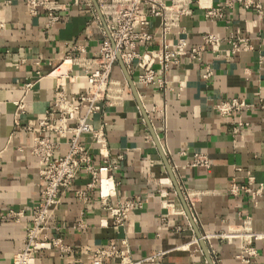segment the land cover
<instances>
[{"label": "crops", "instance_id": "1", "mask_svg": "<svg viewBox=\"0 0 264 264\" xmlns=\"http://www.w3.org/2000/svg\"><path fill=\"white\" fill-rule=\"evenodd\" d=\"M51 1L61 9L0 0V264H13L25 248L42 198V167L32 147L39 120L55 101L54 70L68 55L97 56L103 38L89 0ZM252 1L260 10L235 0H194L192 15L168 35L171 46L188 43V53L167 72L168 87L142 84L136 71L135 89L126 90L121 105L89 116L93 131L81 143L95 167L116 166V195L106 205L81 170L70 188L61 189L49 221V236L61 238L63 248L41 251L34 264L87 262L98 249L113 248L122 256L104 257V264H214V258L217 264H264V0ZM207 7L221 8L222 16L209 17ZM158 27L153 19L152 50L161 48ZM207 35L220 44L207 43ZM193 48L200 51L196 57ZM61 69L72 77L66 80L69 95L89 88L84 67L67 63ZM114 76L123 77L119 68ZM232 101L246 106L229 114L217 109ZM52 139L60 143L54 156L67 155L69 137ZM200 156L208 163L196 164ZM234 185L263 192L233 193ZM82 191L88 200L80 198ZM126 200L137 205L119 224L109 207ZM18 212L23 216L14 217ZM250 234L258 237L248 244ZM249 245L254 255L245 253Z\"/></svg>", "mask_w": 264, "mask_h": 264}, {"label": "built area", "instance_id": "2", "mask_svg": "<svg viewBox=\"0 0 264 264\" xmlns=\"http://www.w3.org/2000/svg\"><path fill=\"white\" fill-rule=\"evenodd\" d=\"M234 0H227L231 4ZM247 8L254 7L260 10L252 0H235ZM90 5L99 14L102 29V43L97 56L83 57L68 55L54 72H58V84L56 86L55 101L45 116L39 120L38 135L32 152L41 164V179L44 183L42 198L34 209L31 218L33 226L28 230V243L25 248L14 257L13 264H34L37 255L44 250L63 248V241L59 237H50L47 232L53 210L61 203V189L70 188L78 173L85 170L91 175L90 187L97 188L99 198L107 205L116 195L117 185L113 176L116 166L113 163L95 167L86 148L81 143L84 133L93 131L89 122V116L100 111L104 106L114 107L124 102V94L127 89L136 85L135 73L138 82L147 86L156 85L166 89L168 80L167 72L171 64L176 63L177 56L185 55L188 48L186 39L171 46L167 43L168 35L175 28L181 26V20L185 16L192 15L194 0H89ZM33 9L44 7L49 11L61 9V6L51 0H31ZM95 6V7H94ZM209 17H221L222 9L207 7ZM159 22L160 38L162 40L159 50H152L149 45L154 42L155 35L151 31L152 20ZM207 43L217 47L220 39L213 35L205 36ZM243 40V39H241ZM238 42H234V50L240 48ZM80 53H85V48L78 47ZM193 57L199 55L196 48L191 49ZM76 63L84 67L89 82V88L78 95H69L66 80L71 77L68 71H63V64ZM156 65L161 68L156 69ZM119 68L122 78L114 76V70ZM72 78V77H71ZM132 80V84L130 79ZM22 110L23 105L19 104ZM244 102H224L217 105L222 114H229L234 110L244 108ZM264 107V105H263ZM82 109L86 110L81 115ZM143 116L148 117V112L143 109ZM147 123L146 118L143 120ZM59 135L61 138L70 139V150L65 156L55 157L54 151L60 143L53 141L52 137ZM205 157H198L196 164H207ZM233 193L241 190L252 193L253 196L263 192L262 189L251 190L245 187H232ZM186 201L194 205V195L186 191ZM184 193V192H183ZM80 198L88 200L85 191L80 192ZM137 205L133 200H126L118 207H109L117 223H124L130 211ZM20 218L23 212L13 215ZM222 237H228L222 235ZM258 236L250 234L248 240ZM248 255H254L252 246H243ZM123 252L116 248L111 250L98 249L93 259L87 262L71 264H104V257L113 256ZM219 260L214 258L213 263ZM122 264H139L138 262Z\"/></svg>", "mask_w": 264, "mask_h": 264}, {"label": "water", "instance_id": "3", "mask_svg": "<svg viewBox=\"0 0 264 264\" xmlns=\"http://www.w3.org/2000/svg\"><path fill=\"white\" fill-rule=\"evenodd\" d=\"M130 79V78H129ZM130 82H131V84H132V80L130 79ZM178 187V186H177ZM178 191H179V193H180V195L182 196V192H181V190H180V188L178 187ZM206 247V246H205ZM206 252H207V254H208V249L206 248ZM208 256H209V254H208Z\"/></svg>", "mask_w": 264, "mask_h": 264}]
</instances>
